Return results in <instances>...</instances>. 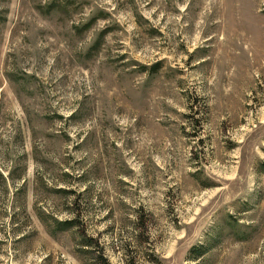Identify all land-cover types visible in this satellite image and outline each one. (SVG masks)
Returning a JSON list of instances; mask_svg holds the SVG:
<instances>
[{
  "label": "rangeland",
  "instance_id": "rangeland-1",
  "mask_svg": "<svg viewBox=\"0 0 264 264\" xmlns=\"http://www.w3.org/2000/svg\"><path fill=\"white\" fill-rule=\"evenodd\" d=\"M220 1L0 0V264H264V0Z\"/></svg>",
  "mask_w": 264,
  "mask_h": 264
},
{
  "label": "bare ground",
  "instance_id": "bare-ground-1",
  "mask_svg": "<svg viewBox=\"0 0 264 264\" xmlns=\"http://www.w3.org/2000/svg\"><path fill=\"white\" fill-rule=\"evenodd\" d=\"M209 2L205 4V7H204V10L205 12L201 15L203 16L204 18V22L207 21L208 19L211 20V19H220V29L221 31L223 30L222 27H221V23L223 22L222 21V18H223V14L225 13L224 12V8H223V3L222 1L220 0H208ZM210 10V11H209ZM207 19V20H206ZM225 26V25H224ZM232 30V29H231ZM224 32V31H223ZM238 34L237 30H232L230 32V35L231 34ZM237 39L234 40V38H228L227 37L223 38V40L218 44V48H221V51L225 53V55L227 57L226 60H228V63L229 61L234 64H238L240 61H242V59L244 58V52L245 50H247L248 48H244L243 50L240 51L241 49V45L240 43H237V41L239 40V38H241L240 36L241 35H237ZM228 49H231V50H237V54H235L234 52L232 51H228Z\"/></svg>",
  "mask_w": 264,
  "mask_h": 264
},
{
  "label": "trees",
  "instance_id": "trees-1",
  "mask_svg": "<svg viewBox=\"0 0 264 264\" xmlns=\"http://www.w3.org/2000/svg\"><path fill=\"white\" fill-rule=\"evenodd\" d=\"M68 224H71V222H68L66 225H68ZM193 258H195V257L193 256Z\"/></svg>",
  "mask_w": 264,
  "mask_h": 264
}]
</instances>
